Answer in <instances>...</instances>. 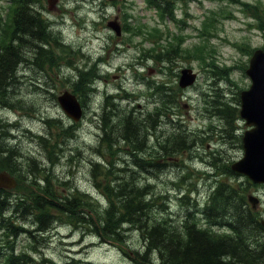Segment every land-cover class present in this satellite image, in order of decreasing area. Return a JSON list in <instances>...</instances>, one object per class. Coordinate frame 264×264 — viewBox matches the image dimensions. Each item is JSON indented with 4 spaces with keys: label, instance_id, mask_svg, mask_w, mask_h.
<instances>
[{
    "label": "rangeland",
    "instance_id": "rangeland-1",
    "mask_svg": "<svg viewBox=\"0 0 264 264\" xmlns=\"http://www.w3.org/2000/svg\"><path fill=\"white\" fill-rule=\"evenodd\" d=\"M114 1V6L109 0L43 1L44 16L53 30L65 45L79 53L70 52L68 58L63 59H70L71 66L65 62L58 68L47 65L46 72L20 68L13 90L15 99L22 103L17 108H0V119L17 126L12 135L13 144L24 157L35 158L41 165L49 166L48 161L56 157L52 156L50 147L40 146L33 135L50 132V146L61 140L62 150L52 174L67 182L58 192L68 194L72 188L89 192L92 198L103 202L102 193L95 188L90 164L96 157L93 150L99 142L98 122L106 94L123 100L121 105L126 111L135 108L142 112L137 114L145 115L157 102L147 84L163 83L181 92L174 98V105L168 106V119L163 120L157 135H169L179 126L193 142L188 151L161 161L165 164L162 172L156 175L139 169L137 172L144 184L153 186L154 193L168 196L167 215L172 223L177 225L188 213H200L203 208L200 203L209 197L215 181L244 189L245 197L255 196L258 199L254 204L256 211L264 215V185H254L246 177L223 173L225 166L242 157L241 144L236 137L241 136L246 127L238 115L228 126L213 111L214 100L239 108V94L250 86L242 67L247 65L250 50L264 46V0L176 2L172 8L174 21L171 16L161 19L156 9L147 7L144 0ZM9 3V0H0L1 22L6 18ZM114 18L123 29L119 37L107 27ZM177 21L180 22L177 24ZM207 23L212 26L208 28ZM4 29L1 27L2 31ZM176 42H182L181 48L192 58L178 57L170 64L158 63L156 56L164 58L162 48ZM196 48L204 51L192 53ZM148 49L158 50L152 59H148L150 56L145 52ZM98 56L104 63L98 65L102 79L96 82L98 90L85 103L82 119L74 123L62 112L56 98L65 91L71 93L68 79L77 74L75 67L88 69ZM182 69H190L197 76L196 82L187 89H180L177 84L176 75ZM47 118L58 120L61 128L75 125L73 136L61 138L57 135L62 132L60 127L50 130L43 121ZM151 124L158 128L155 121ZM226 131L234 137H228ZM149 135L152 137L153 131ZM148 144L154 145L151 139ZM214 158L219 159L214 161ZM204 170L211 172V177H204ZM182 195L188 196L185 202L178 199ZM199 223L203 225L201 220ZM34 236L38 250L33 254L35 264H42L44 259L55 264H133L131 251L142 247L134 230L126 233L124 243L102 241L94 237V232L74 230L65 223L54 225L51 232L40 238ZM32 241L28 235L17 236L13 245L18 252L25 251ZM0 264H5L3 257Z\"/></svg>",
    "mask_w": 264,
    "mask_h": 264
},
{
    "label": "trees",
    "instance_id": "trees-1",
    "mask_svg": "<svg viewBox=\"0 0 264 264\" xmlns=\"http://www.w3.org/2000/svg\"><path fill=\"white\" fill-rule=\"evenodd\" d=\"M9 1L6 18L2 22L0 19V108L12 109L22 103L15 99L13 90L21 67L46 72L47 65L58 68L65 62L71 66L70 59H63H67L70 52H79L65 45L58 32L53 30L51 22L44 16V0ZM170 1L145 0V3L149 8H157L164 18L172 15ZM207 26L210 28L212 23ZM1 27L5 29L2 31ZM181 45L182 42H176L169 48L163 47L164 58L156 56L155 59L158 63L170 64L178 57L192 58ZM194 50L192 53L204 51L203 48ZM146 51L150 56L148 59L158 52ZM101 60L99 57L88 69L75 67L77 74L68 79L71 93L82 107L96 91L94 82L102 79L98 73ZM147 87L157 102L145 115L137 114L141 111L135 108L126 111L121 105L123 100L115 95L106 94L103 101L98 122L99 142L93 150L96 157L90 164L95 188L102 193L103 202L72 188L68 194L58 192L59 187L67 185L52 174L61 159V140L50 146V132L33 135L40 146L50 147L52 156L56 157V160L48 161L49 166L41 165L35 158L24 157L13 144L11 134L16 124L0 119V173L9 174L17 184L12 190L0 189V257L4 258L5 264H35L33 254L38 250L34 235L40 238L58 223H65L74 230L94 232L95 238L105 242L124 243L126 233L136 231L142 247L131 251L133 264H264V228L260 223L264 215L251 208L243 194L244 189L215 181L198 218L188 213L176 225L167 215L168 196L154 193L151 184H144L139 179L138 169L156 175L165 166L161 161L188 151L193 142L179 126L169 135H157L163 120L168 119V106L174 105V98L181 90L167 88L163 83H148ZM213 103V111L230 126L238 109L223 101L214 100ZM43 121L50 130L60 127L56 119ZM152 121L158 128L151 124ZM75 128L73 124L68 128L60 127L62 132L57 135L70 138ZM226 133L228 137H234L228 131ZM150 139L154 145L148 144ZM218 159L214 158V161ZM212 164L216 166L215 162ZM224 168L234 176L229 166ZM178 199L185 202L188 196L182 195ZM200 217L205 224L199 223ZM27 235L33 240L32 245L28 250L18 252L13 245L14 238ZM42 264L55 263L44 259Z\"/></svg>",
    "mask_w": 264,
    "mask_h": 264
},
{
    "label": "water",
    "instance_id": "water-1",
    "mask_svg": "<svg viewBox=\"0 0 264 264\" xmlns=\"http://www.w3.org/2000/svg\"><path fill=\"white\" fill-rule=\"evenodd\" d=\"M108 27L120 35V26L116 21L108 23ZM179 85L185 88L195 80V74L191 70L181 72ZM246 75L251 85L248 90L240 93L239 116L250 127L242 138L243 158L234 163L231 168L239 175L248 177L255 184H264V51L255 50L249 60ZM57 101L63 112L72 120L78 121L81 118L82 110L76 97L69 92H63ZM15 181L6 173L0 174V188L12 189ZM252 209L258 200L248 197ZM264 228V220L261 221Z\"/></svg>",
    "mask_w": 264,
    "mask_h": 264
},
{
    "label": "bare ground",
    "instance_id": "bare-ground-1",
    "mask_svg": "<svg viewBox=\"0 0 264 264\" xmlns=\"http://www.w3.org/2000/svg\"><path fill=\"white\" fill-rule=\"evenodd\" d=\"M29 172V171H28ZM34 175V174H33ZM35 177V176H34ZM33 179V178H32ZM40 183V182H39ZM38 215V214H37ZM33 216V215H32ZM209 217V216H208ZM27 218H28V216H27ZM217 219V218H216ZM212 221V220H211ZM218 221V220H217ZM184 223V222H183ZM210 223V222H209ZM195 224V223H194ZM18 225V224H17ZM200 228V227H199ZM17 229V228H16ZM181 229V228H180ZM182 232V231H181ZM217 236V235H216ZM216 236H214V237H216ZM155 258V257H154Z\"/></svg>",
    "mask_w": 264,
    "mask_h": 264
},
{
    "label": "flooded vegetation",
    "instance_id": "flooded-vegetation-1",
    "mask_svg": "<svg viewBox=\"0 0 264 264\" xmlns=\"http://www.w3.org/2000/svg\"><path fill=\"white\" fill-rule=\"evenodd\" d=\"M112 1V4H113V0H111ZM114 5V4H113Z\"/></svg>",
    "mask_w": 264,
    "mask_h": 264
}]
</instances>
